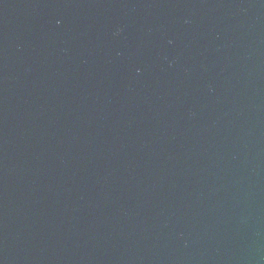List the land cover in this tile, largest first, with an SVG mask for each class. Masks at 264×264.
<instances>
[{
	"label": "water",
	"instance_id": "1",
	"mask_svg": "<svg viewBox=\"0 0 264 264\" xmlns=\"http://www.w3.org/2000/svg\"><path fill=\"white\" fill-rule=\"evenodd\" d=\"M0 264H264V0H0Z\"/></svg>",
	"mask_w": 264,
	"mask_h": 264
}]
</instances>
